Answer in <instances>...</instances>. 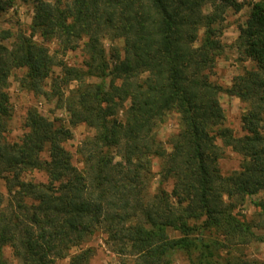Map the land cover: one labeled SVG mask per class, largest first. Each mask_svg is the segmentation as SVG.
Listing matches in <instances>:
<instances>
[{"label":"trees","instance_id":"16d2710c","mask_svg":"<svg viewBox=\"0 0 264 264\" xmlns=\"http://www.w3.org/2000/svg\"><path fill=\"white\" fill-rule=\"evenodd\" d=\"M14 1L0 0V15ZM242 6L241 0H35L31 35L0 29V179L8 194L0 191V264H12L9 247L18 264H55L79 247L70 264H85L91 250L82 246L98 231L123 264H173L178 253L186 264H264L245 251L264 242V200L254 203L256 217L236 213L264 191V0L252 4L238 38V50L255 66L227 88L212 80L225 52V14ZM106 39L114 44L109 53ZM48 41L63 53L82 48L84 67L58 60ZM57 66L62 72L54 78ZM15 69H27L22 83L39 94H48L52 77L56 94L61 84L78 82L66 99L70 122L95 131L78 150L81 168L66 147L71 129L36 111L18 140L7 139ZM223 93L247 105L243 136L226 125ZM171 112L179 114L180 130L167 149L157 129ZM225 148L243 157L227 175L219 166ZM154 158L161 168L153 191ZM34 171L47 180L28 179Z\"/></svg>","mask_w":264,"mask_h":264},{"label":"rangeland","instance_id":"374dc122","mask_svg":"<svg viewBox=\"0 0 264 264\" xmlns=\"http://www.w3.org/2000/svg\"><path fill=\"white\" fill-rule=\"evenodd\" d=\"M243 3L240 11H235L232 8L228 9L225 14V20L222 24L221 40L225 45V52L221 58L218 59L216 67L213 71L212 80L227 88L232 85L235 77L242 75L245 70L251 69L255 63L247 58L245 54L238 50V38L240 35V28L245 26L247 19L252 10V4L259 0H241ZM34 5L35 0H15L13 6L0 15V29L10 30L14 35L19 31L27 35L32 33V23L34 19ZM203 37V30L200 32L199 40ZM35 40L43 42V38L39 35L35 36ZM108 53L113 48L114 44L108 39L104 41ZM46 45L49 46L58 60H62L70 66L84 67L86 56L82 48L67 51L66 53L60 50L57 41H48ZM115 45H121L118 41ZM54 78L62 72L61 67L57 66L54 69ZM27 73V69H15L12 71L9 78L8 92L10 94L11 105L13 108V115L10 120V132L7 139L9 141L18 140L26 130V121L30 111H36L38 114L45 116L49 120L56 121L70 128L73 136L67 141L66 147L73 154V161L78 167H82L80 162V149L82 142L87 137L94 136V129L86 124L72 125L71 117L67 110L66 99L71 94L72 89L76 87L78 82L74 81L68 86L61 84V92L58 94L52 92V79L46 81V92L48 94H39L27 89L22 80ZM87 81L98 82L96 78H87ZM56 84H60L58 81ZM62 95V97L60 96ZM221 104L226 115V125L230 127L234 134L238 137L243 136L245 131L242 127L241 117L247 109V105L238 97L230 96L228 94H221ZM180 130V117L176 112L169 113L164 122H162L157 129L159 139L162 141L167 149H170L169 143L171 137ZM222 142L220 141L219 144ZM46 153L43 155L46 157ZM243 157L231 148H225L223 157L219 160V166L223 174H231L241 168ZM161 168V160L154 158L152 160L153 181L152 190H156L159 186ZM28 179L37 182L46 181L47 176L44 172L34 171L27 174ZM0 191L7 197L6 186L2 179H0ZM264 200V191L251 197H247L243 204H239L236 213L240 216L249 218L256 217L257 211L254 203ZM263 232L262 230H258ZM264 233V232H263ZM83 249H90L89 260L85 264H123L120 256L115 254L110 246L106 244V236L101 232H95L87 242L82 246ZM81 251L79 247H74L69 251L70 256ZM245 251L249 257H253L264 262V242L255 241L249 246L245 247ZM5 255L12 264H18V260L13 254L12 248L9 247L5 251ZM70 256L67 258L58 259L55 264H70ZM127 259V258H125ZM130 264V260L125 261ZM173 264H186V257L181 253L175 254L173 257Z\"/></svg>","mask_w":264,"mask_h":264}]
</instances>
